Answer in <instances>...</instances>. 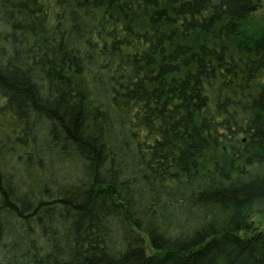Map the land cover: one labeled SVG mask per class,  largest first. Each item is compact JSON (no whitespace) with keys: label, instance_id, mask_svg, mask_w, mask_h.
<instances>
[{"label":"trees","instance_id":"1","mask_svg":"<svg viewBox=\"0 0 264 264\" xmlns=\"http://www.w3.org/2000/svg\"><path fill=\"white\" fill-rule=\"evenodd\" d=\"M260 6L0 0V264H264Z\"/></svg>","mask_w":264,"mask_h":264},{"label":"rangeland","instance_id":"2","mask_svg":"<svg viewBox=\"0 0 264 264\" xmlns=\"http://www.w3.org/2000/svg\"><path fill=\"white\" fill-rule=\"evenodd\" d=\"M250 23L254 28H264V0H261L260 8L250 16ZM80 81L84 82V78L80 77ZM207 91L210 98L211 108H214L215 101L218 98L221 99L224 95L229 94L227 93L229 92V89L224 88L217 81L212 82V85L208 86ZM3 103L4 101L0 100V105H2ZM0 127L2 128L3 132H5L6 136H8L7 139L9 145L14 146L13 152H20V143H18L16 137L20 136L23 133V122L16 116H14L11 112L0 110ZM13 164L15 165H13L12 167H8V172H10L13 177L17 178L19 181L24 176L23 172L18 169L23 168V166L21 165V160H16V162ZM68 175L69 173L67 171H54V174L52 175L53 183L43 184V182H45L42 179L43 177H37L36 173L32 169L31 175L29 176L30 178L24 176L26 178L25 183L23 181H19V189L21 190L20 192L29 189L32 191V195L34 194L38 197L46 198L47 195L44 193V189L49 187L53 188V186H58L61 183L68 182ZM252 222L254 223L253 227H257V229H262L264 227V217L261 214L254 215L252 217Z\"/></svg>","mask_w":264,"mask_h":264}]
</instances>
